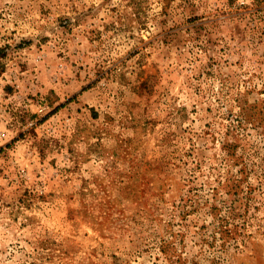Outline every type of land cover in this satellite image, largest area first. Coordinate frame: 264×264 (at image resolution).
Wrapping results in <instances>:
<instances>
[{"label":"rangeland","instance_id":"1","mask_svg":"<svg viewBox=\"0 0 264 264\" xmlns=\"http://www.w3.org/2000/svg\"><path fill=\"white\" fill-rule=\"evenodd\" d=\"M0 264H264V0H0Z\"/></svg>","mask_w":264,"mask_h":264}]
</instances>
